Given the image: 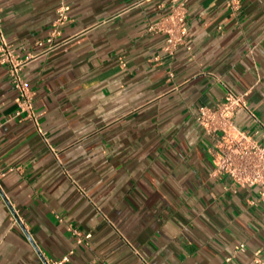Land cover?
Here are the masks:
<instances>
[{"label":"crops","instance_id":"1","mask_svg":"<svg viewBox=\"0 0 264 264\" xmlns=\"http://www.w3.org/2000/svg\"><path fill=\"white\" fill-rule=\"evenodd\" d=\"M238 2L188 0L191 48L170 54L151 27L172 0H0L21 55L69 7L66 44L24 69L37 121L0 61V264H264V194L212 175L197 120L230 89L236 125L264 124V0Z\"/></svg>","mask_w":264,"mask_h":264},{"label":"built area","instance_id":"2","mask_svg":"<svg viewBox=\"0 0 264 264\" xmlns=\"http://www.w3.org/2000/svg\"><path fill=\"white\" fill-rule=\"evenodd\" d=\"M187 1L172 0L171 10L161 20L152 25V30L167 34L165 51L174 54L180 45L191 48L188 38L189 25L187 21ZM234 10L239 8L238 0H227ZM68 6L62 4L58 8L54 29L47 38L39 39L36 44L41 47L39 52H30L21 55L6 39L0 18V61L7 64L8 71L17 91V110L15 116L37 121L34 109V91L24 76L26 65L37 57L48 55L68 39H57L61 34V27L68 22ZM170 72V76H173ZM247 93H236L228 89L224 98L215 106L202 105L199 107L197 120L207 134L215 140L213 150V176L228 175L236 183L243 186H258L264 194V124L260 123L254 132L240 129L235 123L239 110L247 107ZM6 172L0 170V177ZM79 235L78 242L91 237ZM245 247L241 243L239 248ZM73 250H70L60 260L46 261L44 264H63L70 260Z\"/></svg>","mask_w":264,"mask_h":264}]
</instances>
